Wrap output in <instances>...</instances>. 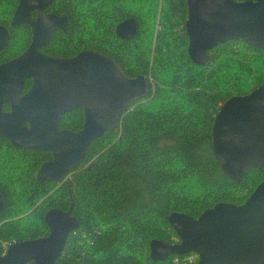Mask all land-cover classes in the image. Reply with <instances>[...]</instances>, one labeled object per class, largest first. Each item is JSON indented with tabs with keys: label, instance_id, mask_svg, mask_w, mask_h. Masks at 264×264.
Wrapping results in <instances>:
<instances>
[{
	"label": "trees",
	"instance_id": "obj_1",
	"mask_svg": "<svg viewBox=\"0 0 264 264\" xmlns=\"http://www.w3.org/2000/svg\"><path fill=\"white\" fill-rule=\"evenodd\" d=\"M16 3L0 0V23L9 29L0 63L30 38L28 25L9 26ZM47 10L66 13L68 31L55 30L44 51L67 57L96 49L126 75H144L148 94L122 112L117 128L93 139L61 182L36 177L51 159L49 150L17 148L0 138V253L2 244L47 234L44 213L57 207L71 208L79 224L54 264H184L188 253L149 257L151 239L177 240L167 216L195 218L219 201L240 204L262 179L256 168L239 181L222 171L211 149V126L228 97L264 82V50L231 39L208 51L207 65L193 63L185 0H54ZM125 17L137 27L120 39L115 26ZM30 84L24 80V91ZM82 122V108H74L59 126L76 131Z\"/></svg>",
	"mask_w": 264,
	"mask_h": 264
},
{
	"label": "water",
	"instance_id": "obj_2",
	"mask_svg": "<svg viewBox=\"0 0 264 264\" xmlns=\"http://www.w3.org/2000/svg\"><path fill=\"white\" fill-rule=\"evenodd\" d=\"M51 1L18 0L12 13L10 26L29 24L31 38L21 53L0 63V137L17 148L49 150L51 159L39 166L36 177L61 182L93 139L117 128L122 112L148 94V83L142 74L126 75L113 58L97 50L83 49L66 58L41 52L54 27L66 31L65 15L44 12ZM185 2L184 31L193 63L207 65L208 51L231 39L264 50V0ZM136 27V20L127 17L116 24L115 33L130 38ZM8 37V28L0 24V49ZM25 79L31 84L23 91ZM79 106L81 128H60V117ZM211 149L231 179L239 181L256 168L261 181L240 204L219 201L195 218L171 212L167 220L177 240L151 239L149 257L162 261L170 254L193 252L196 264H264V82L222 102L212 121ZM43 218L47 234L9 244L0 264L55 263L78 219L71 208L57 207Z\"/></svg>",
	"mask_w": 264,
	"mask_h": 264
},
{
	"label": "flooded vegetation",
	"instance_id": "obj_3",
	"mask_svg": "<svg viewBox=\"0 0 264 264\" xmlns=\"http://www.w3.org/2000/svg\"><path fill=\"white\" fill-rule=\"evenodd\" d=\"M54 0H52L45 8H44V12L45 13H55V14H57V15H59V16H62V15H65L66 16V20H67V24H66V31H64L62 28H60V27H54L53 28V31H52V34H53V32L55 31V30H60V31H62L63 33H67V31H68V15L66 14V13H57V12H55V11H52V10H47V7L53 2ZM17 3H18V0H17ZM17 3H16V5H15V7L17 6ZM15 7H14V9H15ZM14 9H13V11H14ZM13 11H12V13H13ZM12 13L11 14H9L10 15V19L9 20H11V16H12ZM30 17H31V19L32 20H34L35 18H36V14L34 13V12H30ZM125 18H127V17H125ZM124 18V19H125ZM133 18V17H132ZM123 20V19H122ZM121 20V21H122ZM0 24H2V23H0ZM24 24H26V25H28L29 26V30H30V38H31V27H30V25L29 24H27V23H23V24H20V25H24ZM2 25H4V24H2ZM20 25H16V26H11V27H18V26H20ZM6 26V25H5ZM9 26H10V21H9ZM7 27V26H6ZM8 28V27H7ZM8 31H9V29H8ZM52 34H51V37H52ZM117 35V34H116ZM118 36V35H117ZM51 37H50V39H49V41L51 40ZM120 39H129V38H124V37H120V36H118ZM9 38V37H8ZM30 38H29V41H28V43H27V45L29 44V42H30ZM8 40V39H7ZM49 41L46 43V44H44V45H42L41 47H40V51L41 52H43V53H45V54H48V55H52V56H57V57H62V58H66V57H64V56H58V55H53V54H50V53H47L46 51H44L43 50V48L49 43ZM5 45V44H4ZM27 45L24 47V49L27 47ZM4 47V46H3ZM2 47V48H3ZM1 48V49H2ZM0 49V50H1ZM23 49V50H24ZM22 50V51H23ZM81 50H83V49H81ZM93 50H96V49H93ZM21 51V52H22ZM80 51V50H79ZM98 51V50H97ZM20 52V53H21ZM100 52V51H99ZM102 53V52H101ZM76 54V53H75ZM75 54H73V55H75ZM73 55H71V56H73ZM71 56H67V57H71ZM10 59V58H9ZM8 60V59H7ZM6 61V60H5ZM3 62V61H2ZM26 80V79H25ZM23 91H24V89H23ZM6 104V103H5ZM4 105V104H3ZM9 106V105H8ZM75 108H82L81 106H79V107H75ZM74 109V108H73ZM82 110H83V108H82ZM0 138H4V137H0ZM6 139V138H5ZM10 143V142H9ZM11 144V143H10ZM14 147V146H13ZM24 148H26V147H24ZM43 163V162H42ZM41 163V164H42ZM39 168V167H38ZM38 170V169H37ZM37 175V174H36Z\"/></svg>",
	"mask_w": 264,
	"mask_h": 264
},
{
	"label": "built area",
	"instance_id": "obj_4",
	"mask_svg": "<svg viewBox=\"0 0 264 264\" xmlns=\"http://www.w3.org/2000/svg\"><path fill=\"white\" fill-rule=\"evenodd\" d=\"M2 246H3L2 253L4 254L7 247H5V244H2ZM0 255L2 254L0 253ZM183 263L184 264H196L194 253L188 252V254H186V256L184 257Z\"/></svg>",
	"mask_w": 264,
	"mask_h": 264
}]
</instances>
